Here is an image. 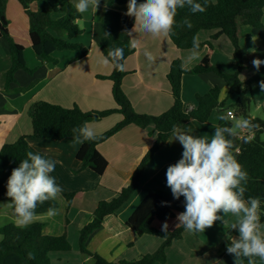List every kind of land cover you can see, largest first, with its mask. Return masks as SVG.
<instances>
[{
  "label": "crops",
  "instance_id": "crops-1",
  "mask_svg": "<svg viewBox=\"0 0 264 264\" xmlns=\"http://www.w3.org/2000/svg\"><path fill=\"white\" fill-rule=\"evenodd\" d=\"M59 3L60 13L56 14L55 18L63 16L69 5L75 10L74 5L78 0H59ZM43 5V2L35 1L31 8L36 10ZM127 5H110L109 0H100L96 12L89 7L88 11L79 13L82 19L77 24L84 31V36L77 35L73 41L81 43L89 36L87 37L90 40L89 53L81 57L79 50L56 52L54 56L58 64L54 65L43 62L35 55L29 37L28 17L17 0H8L6 17L9 21L10 35L24 46L26 63L29 68L35 69V72L31 75L23 70L18 71L15 74L16 81L10 84L11 91L5 92L6 73L11 60L6 41L0 39V107L3 109L0 112V149L4 144L13 143L21 136L31 135L32 119L29 110L37 102L45 101L69 109L78 106L84 112L116 109L117 105L112 96L113 83L108 79H99V76L107 77L113 72L112 64L104 62L105 58L101 55L99 44L108 52L118 48L108 33L118 40H123L125 29L131 20L133 25L129 37L136 51L124 61L127 75L122 88L139 114L157 116L171 108L173 96L167 76L172 62L179 59L184 69H192L204 58L207 48L199 50L197 59L189 60L190 50L178 49L169 35L154 36L141 32L138 27L134 28V17L125 14ZM262 20L264 23V14ZM239 33L240 48L246 59L240 79L246 82L258 72L252 61L256 58L264 60V30L240 25ZM253 35L257 37L255 42L252 40ZM208 36L200 33L199 40L205 42ZM216 40V43H212L213 65L224 71L234 72L236 65L231 41L225 39L224 35ZM146 51L152 53L153 61L148 60ZM263 66L264 64L259 70ZM214 86L220 88V100L225 101V106L220 110H214L206 123L195 122L194 129L190 131L194 136L209 140L215 129L220 126V117L224 113L232 115L233 110L230 107L235 104L236 97L228 98L229 88L224 80L215 74H185L182 77V100L191 107L197 105L198 95L207 94ZM19 88L27 90L15 92ZM242 90L252 97L255 109L264 112V91L260 89L259 83L250 87L244 85ZM249 111V115L253 117L251 106ZM122 119L121 114L114 113L89 124L97 135H101ZM156 136L153 127L142 129L132 124L100 144L98 150L108 162L103 175L83 168L77 159L82 143L74 137L60 141L28 139L29 145H34L31 147L34 152H41L46 157L59 161L50 175L62 187V192L77 193L71 203L61 195L55 199L59 203L57 215L46 214L33 218L32 222L40 220L45 223L44 234L53 236L66 234L72 246V250L68 252L50 253L53 264H82L79 250L81 229L91 222L94 211L101 201L111 200L130 183L137 165L153 146ZM174 139L171 134L166 144L146 165L140 180L141 189L136 191L115 215L107 217L101 228L90 234L86 242V248L90 252L97 253L110 262H118L134 261L159 249L162 239L150 235L137 236L126 226V221L144 199L145 189L162 190L172 194L167 187L166 170L178 162L183 153V146ZM225 219L228 221L227 224L216 221L205 232L186 231L182 239L174 241L167 248V260L164 264H219L217 261L234 264V257L227 253V245L230 243L229 239L238 238L239 233L237 230H230L235 217L229 213ZM256 264H264V261H257Z\"/></svg>",
  "mask_w": 264,
  "mask_h": 264
},
{
  "label": "trees",
  "instance_id": "trees-1",
  "mask_svg": "<svg viewBox=\"0 0 264 264\" xmlns=\"http://www.w3.org/2000/svg\"><path fill=\"white\" fill-rule=\"evenodd\" d=\"M22 6L29 20V37L32 50L43 62L58 64L54 56L61 51H81V57L89 53V49L81 43H75L74 37L82 34L77 22L82 19L81 14L75 12L72 5L60 18L54 16L60 13L59 0H17ZM35 1L43 2L44 5L36 10L31 8ZM144 0H137L142 3ZM205 6L204 12L191 13L187 7L178 9L176 16V26L169 34L172 43L182 50L192 49V40L202 31H216L212 39L224 35L228 37L234 47L233 58L236 70L227 72L213 65L211 56L213 45L211 42L203 43L200 40V48L207 47L204 58L192 69L186 70L182 67L179 59L172 62L168 73V81L171 86L173 104L164 113L153 116L137 113L129 98L125 94L122 84L126 77V71L114 70L110 76H99V79H108L112 85V96L117 108L105 111L84 112L78 106L64 108L60 105L49 102H37L29 110L32 119L31 135L21 136L13 143H6L0 149V202H11L7 197V181L12 170L19 166L22 159L26 158V153L32 151L29 147V138L46 139L60 141L66 138H73L72 129L82 125L84 122H97L114 113L122 115V121L112 129L101 135H97V140L83 142L77 159L82 163L84 169L88 168L97 175H103L107 169L108 162L99 152L98 146L128 125H136L142 129L153 127L156 132V140L153 146L145 153L140 163L137 165L130 183L122 188L109 201H101L94 211L91 222L86 224L79 233V250L82 264H164L167 256L166 250L174 241L182 239L186 230L183 227H176L179 223L177 215L185 210L184 197L179 200L173 198L172 194L156 189H145L146 195L133 214L126 221V226L137 236L150 235L162 239V244L154 253L147 254L141 258L128 261L121 260L110 262L97 253H92L86 248V242L95 230L102 227L105 219L115 215L135 194L141 189L140 180L150 159L166 144L172 134V126L178 125L181 129L188 131L194 129V123H206L214 110H220L225 106V101L220 100V88L212 87L205 95L196 97L197 105L191 107L182 100V77L185 74L203 75L207 73L215 74L222 78L229 88L228 98L235 96L236 102L230 109L232 115L224 113L228 120L220 117L219 125L230 124L238 118H247L253 124L259 125L251 133L253 139L245 142L241 135L234 139L233 154L237 161L248 173V181L245 185V199L248 197H260L262 209V222H264V119L253 118L249 115L252 97L242 90L244 85L250 87L252 84L264 80V66L254 76L246 82L240 79V73L245 68L246 59L240 48V25H248L254 29L264 30L263 14L264 0H196ZM8 0H0V39L6 41L11 64L6 73L4 91L9 93L10 84L14 83L15 74L23 70L31 75L35 69L29 68L25 60V48L17 43L9 32V21L6 17ZM110 5H127L128 0H109ZM187 17L192 23V28L179 26L183 18ZM133 20L125 29V38L118 40L110 33L109 37L117 44L118 48L124 49V61L135 53L136 48L131 42L129 32L132 28ZM100 50L106 58L108 51L102 44ZM80 57V58H81ZM123 61V63H124ZM113 66V65H112ZM27 88L16 89L15 92L26 91ZM3 109L0 107V112ZM77 193H61L60 195L71 203ZM59 208L56 200H50L38 205L35 216L47 214L49 207ZM10 213L14 215V209L9 206ZM169 225L167 237L162 231L163 224ZM45 223L36 220L26 228H19L14 223H9L0 227V264H53L49 254L52 252H68L72 246L66 234L53 236L44 234ZM33 253L35 258L29 259L28 253ZM256 262L260 261L255 258ZM247 264V261H244Z\"/></svg>",
  "mask_w": 264,
  "mask_h": 264
},
{
  "label": "clouds",
  "instance_id": "clouds-1",
  "mask_svg": "<svg viewBox=\"0 0 264 264\" xmlns=\"http://www.w3.org/2000/svg\"><path fill=\"white\" fill-rule=\"evenodd\" d=\"M100 0H78L74 5L78 13H84L91 7L94 12L99 8ZM187 7L193 14L204 12L205 6L196 0H128V16L134 17V28L154 36H167L176 26L178 9ZM181 27L192 28V23L185 17ZM257 39L253 35L252 40ZM189 60L199 56L200 41L198 36L192 40ZM149 61L154 57L151 52H145ZM124 49L122 47L110 50L105 63H111L114 70L124 71ZM257 71L264 60L256 58L252 61ZM183 67V65H182ZM264 91V80L259 82ZM222 120H228L222 116ZM259 125L253 124L247 118H238L230 124L215 129L211 139L190 134L178 125L172 126L174 141L183 146L181 159L166 170V183L174 199L184 197L185 210L177 215L179 223L176 227L192 233L205 232L216 221L227 224L225 217L231 213L235 220L230 230H237L239 235L231 237L227 245V253L234 257V264H256L255 258L264 261V222L260 197H248L245 192L248 173L233 154L234 139L245 132L251 133ZM74 138L81 143L97 140V133L89 122L72 129ZM253 135H245V142L253 139ZM34 147V145H29ZM59 161L46 157L41 152L29 151L19 166L14 168L7 181V197L11 198L9 206L14 209L15 223L19 228H26L33 221L38 205L55 200L63 189L50 174L54 172ZM223 215H219V213ZM49 216L57 215V209L49 207ZM169 225L163 224L162 231L167 237ZM29 259H34L33 253H28ZM224 264L223 261H217Z\"/></svg>",
  "mask_w": 264,
  "mask_h": 264
},
{
  "label": "rangeland",
  "instance_id": "rangeland-1",
  "mask_svg": "<svg viewBox=\"0 0 264 264\" xmlns=\"http://www.w3.org/2000/svg\"><path fill=\"white\" fill-rule=\"evenodd\" d=\"M214 32H216L215 30L214 31H202L201 32V35H209L208 36V40L211 42V43H216L217 40L216 39H212V34H214ZM84 32L81 34L82 36ZM211 34V35H210ZM211 36V37H210ZM89 37V36H87ZM85 37L84 40L81 42V44H83L85 47H87L88 49L90 48L89 45H90V40ZM225 39H228L227 37L224 36ZM207 40V41H208ZM207 41L203 42V43H206ZM229 41V40H228ZM222 45V44H220ZM205 47H203L204 49ZM207 48V47H206ZM99 50H100V47H99ZM101 51V50H100ZM102 53V52H101ZM103 55V54H101ZM104 57V56H102ZM251 115L255 118H260V119H264V112L262 110H256L255 109V105H254V101L252 102V105H251ZM248 132H245L244 134L242 135H245L247 134ZM264 138V137H263ZM9 223H15V218L14 216H12V214L10 213V209H9V205L7 202H0V227L1 226H4L6 224H9Z\"/></svg>",
  "mask_w": 264,
  "mask_h": 264
}]
</instances>
